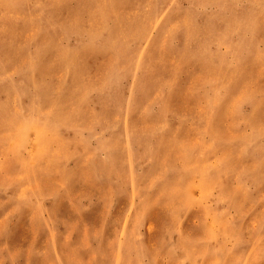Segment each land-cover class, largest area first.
<instances>
[{
    "label": "rangeland",
    "instance_id": "rangeland-1",
    "mask_svg": "<svg viewBox=\"0 0 264 264\" xmlns=\"http://www.w3.org/2000/svg\"><path fill=\"white\" fill-rule=\"evenodd\" d=\"M0 264H264V0H0Z\"/></svg>",
    "mask_w": 264,
    "mask_h": 264
}]
</instances>
